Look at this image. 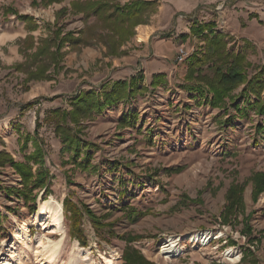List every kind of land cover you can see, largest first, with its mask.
<instances>
[{
	"label": "rangeland",
	"instance_id": "rangeland-1",
	"mask_svg": "<svg viewBox=\"0 0 264 264\" xmlns=\"http://www.w3.org/2000/svg\"><path fill=\"white\" fill-rule=\"evenodd\" d=\"M46 1L0 0V150L28 165L30 180L42 167L49 176L44 193V188H33L32 181L25 185L10 163L0 167V264H106L105 258L130 264L142 256L154 264H264V189L254 197L258 184L253 178L264 172V60L249 62L245 73L249 79L258 72L260 88L253 84L254 90H243L241 84L213 106L209 89L186 80L188 56L200 49L199 42L180 43L189 55L169 79L163 77L161 84L151 87L143 69H136L131 75L144 79L129 100L81 120V131L68 123L66 132L56 133L54 121L46 120L53 109L69 111L72 97L89 89L100 91L110 83L89 87L108 75L100 71L103 60L93 59L91 50L100 47L102 57L126 52L104 55L100 43L77 49L65 44L60 67L54 70L50 63L54 47L44 39L59 25L62 32L78 31L93 16L85 22L82 13L70 12L72 0ZM187 1H157L155 12L134 28L127 42L138 43L141 31L150 26L174 30L177 16L188 10ZM204 1L192 19L214 21L229 50L264 51V0ZM62 7L66 12L58 17ZM24 14L28 17L20 19ZM85 51H89L86 58ZM42 62L50 63L48 76L26 81L28 69ZM180 65L185 66L183 76L178 74ZM124 69L111 73L110 80L128 79L130 68ZM203 70L212 74L206 67ZM127 113L134 114L135 122L120 125ZM76 132L81 133L79 149L64 138L76 139ZM86 143L90 145L85 147ZM232 184L242 187V201L225 216ZM8 189L22 190L30 202ZM66 196L111 222L113 232L126 240L111 236L106 228L96 230L84 215L81 226L87 243L81 245L69 234L62 203ZM49 199L52 211L37 216L39 201ZM56 202L62 206L58 230L49 221ZM24 223L25 235L19 236ZM205 231H211L207 242L193 240V235ZM171 237L178 250L164 253ZM50 252H55L52 261L47 257Z\"/></svg>",
	"mask_w": 264,
	"mask_h": 264
},
{
	"label": "trees",
	"instance_id": "trees-1",
	"mask_svg": "<svg viewBox=\"0 0 264 264\" xmlns=\"http://www.w3.org/2000/svg\"><path fill=\"white\" fill-rule=\"evenodd\" d=\"M52 1L55 0H48L46 2L50 3ZM70 5V12L82 13L83 17H85V22L89 16H93V20L90 24L85 23L84 27L78 31L68 30L62 32L63 25H59L54 27L51 37L44 39L43 43L47 46L52 45L54 47L50 55V63H52L54 70L60 67L58 62L63 57L61 47L65 44H69L70 48L77 49L82 46L100 43L105 47L104 55L125 53L126 50L121 48L134 34V28L146 22L147 16L155 12L158 3L156 0H126L124 2L113 0H72ZM64 12H66V8L62 7L57 12L58 17ZM26 17L28 16L24 14L20 16V19ZM252 17L258 16L257 14H249V18ZM214 27V21L203 22L198 21L196 18L192 20L189 26L190 34L203 38L204 44L199 47L200 49L188 56L189 65L186 72V80L196 81L197 87H199V84L209 89L212 96L208 101L213 106L221 103L233 89L241 84H244L243 90L249 87L254 90L255 85L253 84L259 85V88L261 87V79L257 75L258 72L253 74L249 79L246 78V67L250 64L246 54L242 51L229 50L225 34L214 31ZM180 37L184 39L187 37V34H181ZM40 51L41 49L39 48L35 53V58ZM50 63L47 65L48 63L42 62L32 69L30 67L25 78L26 81L46 78ZM18 67L22 68V65L19 64ZM204 67L212 70V74H205ZM262 69H264V66H262ZM163 77V74H155L149 85L155 87L161 84ZM143 79L144 77L141 74L131 75L128 79H117L104 84L100 91L95 89L82 91L79 95L70 99L71 109L69 111L55 108L50 112L51 114L49 116L47 115L46 120L54 121V130L56 133L60 131L66 132L68 127L65 125L68 123L77 125L78 131H81L78 126L81 120L91 117L94 114H100L106 108L119 102L129 100L137 90L138 82L143 81ZM134 122V114L127 113L121 116L118 123L120 125H132ZM80 134L76 132V139L67 135L64 138L68 140V143L74 144L76 146L75 149H79V144H81V140L79 139ZM89 145V143H86L84 146L88 147ZM38 162L42 167L43 158L39 153ZM7 163H10L16 172L21 175L25 185L32 181L33 188H44V193L48 191L46 179L49 176L46 168H39L36 174L33 175V180H30L32 176L30 172L31 168L26 164L15 162L9 152L0 150V167H3ZM253 178L256 186L258 184V188L254 191V197H256L257 193L264 189V172L255 173ZM240 187L237 184H232L227 190L225 216L230 212L233 205L241 203L242 187ZM8 191L15 192L14 189H8ZM15 193L19 198L25 200L26 203L30 202L28 195L22 190H18ZM34 200L35 195L32 196L31 201ZM62 203L64 217L69 222V234L75 237L81 245H86L87 243L84 230L81 226L84 215L87 216L96 230L106 228L111 236H116L120 240H126L125 235H119L113 232V224L111 222H105L103 218L96 216L86 204L80 205L68 196L64 197ZM253 259L254 263H256L255 256ZM130 264L154 263L146 260L142 256L138 261Z\"/></svg>",
	"mask_w": 264,
	"mask_h": 264
},
{
	"label": "crops",
	"instance_id": "crops-1",
	"mask_svg": "<svg viewBox=\"0 0 264 264\" xmlns=\"http://www.w3.org/2000/svg\"><path fill=\"white\" fill-rule=\"evenodd\" d=\"M159 1V0H157ZM185 6L188 10H184L181 12L177 18L175 19V29L171 30V32H163L159 30H154V27H149V30H142L139 35V42H135L134 39H131L125 45H123L126 53L121 55L120 57H102V52L100 47L96 46L95 49L91 50L92 58H101L103 60V65L100 71L108 73V75L103 79L102 82H97V85H91L89 87L101 86L105 82L113 81L110 78L113 77L111 73H116L117 70L124 71L126 67L130 68V75L136 69L142 68L145 76L150 82L155 74H163L164 79H169V73L173 72L177 69L176 63V52L180 43L188 44L189 42H199V47L204 44V40L201 37L196 38L195 35L190 34L189 26L192 23V18L196 14L197 10L201 11V7H204L206 1L201 2V0H188L184 2ZM200 3L199 7H196ZM188 12V13H186ZM191 18V19H190ZM198 21L199 17H196ZM253 19V18H252ZM250 19V20H252ZM251 22V21H250ZM143 26V25H140ZM144 28V27H142ZM139 30V28H137ZM162 34H167L163 36ZM181 34H187V37L182 39L180 37ZM197 39H195V38ZM243 37V36H239ZM177 40V41H175ZM174 42H176L174 44ZM201 42V43H200ZM244 43V41H243ZM255 47H258V43L252 41ZM85 56L89 53V51H85ZM247 60L252 64L256 65L264 60V51L261 53H252L248 52L246 54ZM107 61H111V65L108 66ZM134 62V63H133ZM102 63V61H100ZM187 68V67H186ZM97 71H94L93 74H97ZM185 66H179V75H184ZM126 77H122L119 79H125ZM116 79V78H113ZM170 82L169 80H167ZM123 103V102H122ZM106 111V110H105ZM127 111V108H126ZM119 118V117H118Z\"/></svg>",
	"mask_w": 264,
	"mask_h": 264
},
{
	"label": "bare ground",
	"instance_id": "bare-ground-1",
	"mask_svg": "<svg viewBox=\"0 0 264 264\" xmlns=\"http://www.w3.org/2000/svg\"><path fill=\"white\" fill-rule=\"evenodd\" d=\"M50 203H51V199L45 200V201H43V200L39 201V206H38V209H37V212H36L37 216L38 215H43L45 213H48V212L52 211L51 208L49 207ZM61 211H62L61 204L59 202H56L54 211L52 212V215H51L50 220H49L50 223H51V226H54L55 230L60 229L58 216L61 214ZM26 229H27L26 224L25 223L21 224L20 233L18 235L19 236L25 235L24 231ZM210 236H211V231H205V232H202L200 234L193 235L192 238H193V240L201 241L202 243H205V242H207L209 240ZM166 242L167 243L163 246V252L164 253H170V252H174V250H178V247H176V245H175V244H177L175 238L171 237L169 239V241L166 240ZM193 247L194 248H198L197 245H194ZM84 251H87V250H84ZM54 253L50 252L48 254L47 257L49 258V261H52L54 259ZM105 262H106V264H114V259H110V258L106 259L105 258Z\"/></svg>",
	"mask_w": 264,
	"mask_h": 264
},
{
	"label": "built area",
	"instance_id": "built-area-1",
	"mask_svg": "<svg viewBox=\"0 0 264 264\" xmlns=\"http://www.w3.org/2000/svg\"><path fill=\"white\" fill-rule=\"evenodd\" d=\"M219 7H220V5H217L216 8H215V10L219 9ZM220 29L221 28L219 26L217 27V25H216L214 31H222V29L221 30ZM196 38H198V37H196ZM191 50H194V45H191ZM188 53L189 52H187V50H185V47H184L183 44L179 45V47L177 49V54H176V63L177 64L178 63H182L185 60L186 56L189 55Z\"/></svg>",
	"mask_w": 264,
	"mask_h": 264
}]
</instances>
